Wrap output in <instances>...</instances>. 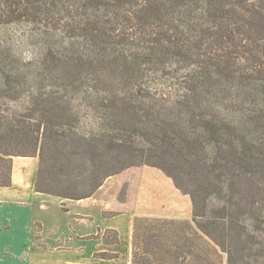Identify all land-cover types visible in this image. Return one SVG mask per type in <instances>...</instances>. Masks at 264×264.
I'll return each mask as SVG.
<instances>
[{
    "label": "trees",
    "instance_id": "1",
    "mask_svg": "<svg viewBox=\"0 0 264 264\" xmlns=\"http://www.w3.org/2000/svg\"><path fill=\"white\" fill-rule=\"evenodd\" d=\"M16 157L36 193L148 166L190 196L134 224L130 264H264V0H0V188Z\"/></svg>",
    "mask_w": 264,
    "mask_h": 264
},
{
    "label": "rangeland",
    "instance_id": "2",
    "mask_svg": "<svg viewBox=\"0 0 264 264\" xmlns=\"http://www.w3.org/2000/svg\"><path fill=\"white\" fill-rule=\"evenodd\" d=\"M208 153L211 157L214 156V145L208 147ZM35 202L40 209L39 214L30 213V203L21 198L11 200L8 197H3L0 199V221L4 219L5 213L7 216L15 213V219L13 218L15 223L11 218L8 223H0V233L20 227L22 217L27 214L46 218L48 222L49 218L44 216L48 212L49 216L55 215L57 219H61L60 216H63L66 230L58 232V234L63 233L64 235L70 233L68 226H73L76 223L80 224L81 228L84 226L87 228L90 225L89 219L91 224H96L97 230L88 238L87 242L79 243L76 240L75 244L70 243L74 240L72 237V240H66V243L62 245L63 247L89 246L92 253L86 256L88 262L94 260L95 253L106 252L107 255L118 256L117 259L111 260L110 264H130L133 229L129 233L114 229L118 233L119 244L105 246L102 244L101 238L107 230H103L102 227L109 220L120 221L122 216L130 215L133 227L134 224L142 223L145 219L191 221L193 217V204L190 196L180 192L173 181L163 172L148 166L132 167L107 179L99 191L86 200L75 201L44 194L37 195ZM87 216L90 218H86ZM33 226L35 233H33L31 241L23 239L24 243H22L16 238L0 241L2 244L0 247H8L12 251L0 252V264H40L43 259L49 257L45 254L47 250L42 248L46 242L42 219H35ZM52 226L50 225L48 229H51ZM76 229L78 231L79 225ZM48 232H46L47 236ZM24 233L25 229L20 232V234ZM108 236L111 239L117 238L114 233H109ZM31 251H33L32 254H30Z\"/></svg>",
    "mask_w": 264,
    "mask_h": 264
},
{
    "label": "crops",
    "instance_id": "3",
    "mask_svg": "<svg viewBox=\"0 0 264 264\" xmlns=\"http://www.w3.org/2000/svg\"><path fill=\"white\" fill-rule=\"evenodd\" d=\"M38 164L39 159L37 157H16L13 160V168H12V186L9 188H0V199L3 197H8L11 200L14 199H23L25 201H28L30 203V213L36 212L37 214L40 213V209L38 208V205L36 204V197L37 195H44L41 193L35 192V180L38 170ZM14 212V211H13ZM42 215V214H40ZM45 217L49 218H42L38 216H30L27 214V216L22 217V224L20 227H15L14 230L8 229V231H5L3 233H0V241L3 239H18L19 241H22L24 243L23 239H29L32 240L33 233H35V229L33 226V222L35 219H42V222L44 224V238L46 239V242L44 243V249L47 250L45 254L49 257L43 259V262L40 264H110L111 260H104L99 259L95 257L94 254V260L91 262H88V257H86L88 254L92 253V249L87 245H72L63 247L62 245L66 243V240H72L70 243H76L77 241L80 242H87L88 238L92 236L96 230L97 226L96 224H91V220L88 219L89 224L87 228L85 226L83 228L80 227V224H74L73 226H68V229L70 230V233L72 234H58V232H62L66 230L65 224H64V217L60 216L61 219H57L55 215L49 216V212L44 214ZM29 217V219H28ZM9 218H11L15 223V213L13 215L7 216L6 213L4 214V219L0 221V223H8ZM14 218V219H13ZM86 218H90L87 216ZM63 219V220H62ZM52 221V222H50ZM50 225H53L50 228ZM79 225V229L77 231V226ZM103 230H122L124 233H129L132 231V216L130 215H124L121 217L120 221L116 220H109L106 225H104ZM25 229L24 234H20V232ZM18 231V232H17ZM50 231V232H48ZM53 231V233H52ZM46 232L49 233V235H46ZM19 233V234H18ZM104 235V234H102ZM73 237V238H72ZM44 239V240H45ZM48 239V240H47ZM77 240V241H76ZM102 241V238H101ZM103 244V241H102ZM104 245V244H103ZM2 246V244H0ZM33 248V245H32ZM3 249V250H2ZM12 252L8 247H0V252L3 253L4 251ZM32 250V249H31ZM33 251H31L30 254H32ZM100 253V252H99ZM96 259V260H95ZM98 261V262H97Z\"/></svg>",
    "mask_w": 264,
    "mask_h": 264
}]
</instances>
